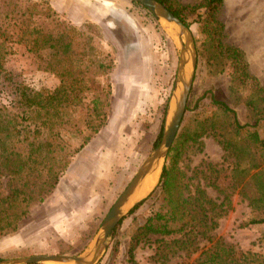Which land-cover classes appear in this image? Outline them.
Returning a JSON list of instances; mask_svg holds the SVG:
<instances>
[{
    "label": "rangeland",
    "instance_id": "374dc122",
    "mask_svg": "<svg viewBox=\"0 0 264 264\" xmlns=\"http://www.w3.org/2000/svg\"><path fill=\"white\" fill-rule=\"evenodd\" d=\"M177 1L192 5L202 0ZM216 17L224 26L222 42L241 50L247 72L264 86V0H223ZM186 19L197 64L177 134L195 129L199 121L214 122L215 128L186 145L178 166L188 176H195L196 169H206L209 178L217 176L223 191L210 185L205 189L218 202L230 194V207L210 232L213 240L221 239L237 252L264 256V225H244L261 211L249 204L244 183L230 187L235 159L218 140L245 146L249 128L236 133L231 113L215 102H225L235 110L239 123L245 124L259 115L249 101L259 105L262 101L249 80H237L230 59L214 58L198 14L187 13ZM72 27L76 41L85 44V54L72 57V70L88 88L80 101L58 105L51 132L57 134L60 149L50 155L39 176L45 184L33 191L28 214L16 222L14 232L0 233V260L33 251L78 254L86 250L107 211L161 137L179 43L168 33L166 22L133 0H0V28L11 36L0 66V103L14 106L23 87L48 95L59 85L62 67L69 68L65 59L52 62L48 49H29L15 42L19 33L27 29L33 31L29 37L37 31L58 35ZM136 51L140 56L129 58L128 53ZM259 131L264 137V127ZM256 161L264 165V153H258ZM214 165L217 168L212 171ZM8 178L0 168V181L7 189L22 182L14 175L8 185ZM152 199L124 216L97 264H195L210 243L200 240L197 253L189 256L182 250L161 263L152 257V241L158 237L152 234L131 252L132 262V237L159 205ZM16 238L26 246H11Z\"/></svg>",
    "mask_w": 264,
    "mask_h": 264
},
{
    "label": "trees",
    "instance_id": "16d2710c",
    "mask_svg": "<svg viewBox=\"0 0 264 264\" xmlns=\"http://www.w3.org/2000/svg\"><path fill=\"white\" fill-rule=\"evenodd\" d=\"M158 1L188 27L190 22L186 19L187 13H197V20L202 23V31L206 35L214 58L230 59L237 80L240 82L249 80L250 88L260 96L262 104L251 101L248 103L252 110L256 111V115L259 114L258 117H255L252 123L245 124L239 123L235 110L225 102L218 100L215 102L224 111L231 113L236 133L249 128L245 136V146H239L230 139L218 140L223 149L235 159L231 169L235 174H232L233 181L230 187L235 185L238 187L244 183L243 186L248 188L245 195L249 204L261 211L257 217L249 219L244 225H264V165L256 161V155L264 153V137L259 131L264 127V86L247 72L241 50L225 45L221 40L224 26L216 14L223 0H202L192 5H183L177 0ZM32 33L33 31L27 29L22 30L15 42L29 49H48L51 51L52 62L59 64L65 59L69 63V68L62 67L58 73L60 83L48 95L23 87L18 91L14 106L8 108L0 103V168L9 176L8 185L10 181L12 182L11 176L14 175H18V181H22L20 185L15 184L8 189L0 181V233L14 232L17 228L16 222L28 214L33 191L45 184L44 180L40 181L39 176L42 175L46 163H49L50 155L60 149L57 134L51 132L55 126L52 125L56 121L54 119H57L59 114L58 105L80 101L82 91L88 88L82 84L78 72L72 70V57L74 58L76 54L79 56L85 54L83 49L85 44L74 38L75 28L72 27L58 35L37 31L34 37H29L28 35ZM9 40H11L9 33L0 28L1 67L6 52L5 44ZM33 122L39 124L32 129ZM208 128L214 129V122L206 124L205 121H199L195 129H185L177 134L158 184L147 197L153 198L152 202L158 201L159 205L132 237L129 249L132 262L131 252L141 240L152 234L158 236L152 241V257L161 263L182 250L189 256L197 253L200 250V240H205L210 245L199 252L195 264H264V256L261 254L251 251L237 252L232 246H226L221 239L214 241L210 235L231 204L230 194H224L218 202L206 192L205 187L208 185L223 191L216 181L217 176L209 178L210 173H207L206 169H196L195 176H188L178 166L186 145L198 141L199 136ZM216 168L214 165L211 170L214 171ZM193 178L195 181H192ZM146 199L137 203L132 210Z\"/></svg>",
    "mask_w": 264,
    "mask_h": 264
},
{
    "label": "water",
    "instance_id": "95a60500",
    "mask_svg": "<svg viewBox=\"0 0 264 264\" xmlns=\"http://www.w3.org/2000/svg\"><path fill=\"white\" fill-rule=\"evenodd\" d=\"M133 1L145 7L158 21L166 22L168 33L174 35L179 43L173 90L167 103L162 133L157 145L144 157L132 178L113 202L86 250L78 254L37 253L2 259L0 264H97L104 256L112 232L119 222L157 186L186 110L197 64V50L190 28L163 3L158 0ZM156 170L158 175L153 186L147 193L135 197L136 190L142 185L146 176Z\"/></svg>",
    "mask_w": 264,
    "mask_h": 264
},
{
    "label": "bare ground",
    "instance_id": "6f19581e",
    "mask_svg": "<svg viewBox=\"0 0 264 264\" xmlns=\"http://www.w3.org/2000/svg\"><path fill=\"white\" fill-rule=\"evenodd\" d=\"M157 175H158V171L156 170L153 173L146 176V178L144 179V182L136 190L134 196L139 197V196L145 194L146 192H148V190L153 186L154 182L156 181Z\"/></svg>",
    "mask_w": 264,
    "mask_h": 264
},
{
    "label": "crops",
    "instance_id": "0c3cea01",
    "mask_svg": "<svg viewBox=\"0 0 264 264\" xmlns=\"http://www.w3.org/2000/svg\"><path fill=\"white\" fill-rule=\"evenodd\" d=\"M138 54H139V52H137V51L134 52V53H133V52L128 53V55H130L129 58H131V57H134V58L136 57V58H137L138 56H140V54H139V55H138ZM139 62H142V61H139ZM13 244H15V245H13ZM10 245H11V246H12V245H13V246H17L16 248L21 247V246H26L25 243H23L22 241H21V242H18V239H17V238L13 241V243H10ZM19 245H20V246H19ZM40 253H41V252H40ZM31 254H37V253H36L35 251H33V252H29L27 255H31ZM25 256H26V255H25Z\"/></svg>",
    "mask_w": 264,
    "mask_h": 264
}]
</instances>
